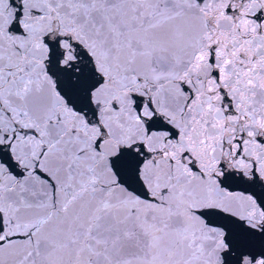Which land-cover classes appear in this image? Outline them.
Returning a JSON list of instances; mask_svg holds the SVG:
<instances>
[{
	"label": "snow or ice",
	"instance_id": "6c2138e0",
	"mask_svg": "<svg viewBox=\"0 0 264 264\" xmlns=\"http://www.w3.org/2000/svg\"><path fill=\"white\" fill-rule=\"evenodd\" d=\"M0 264H264V0H0Z\"/></svg>",
	"mask_w": 264,
	"mask_h": 264
}]
</instances>
